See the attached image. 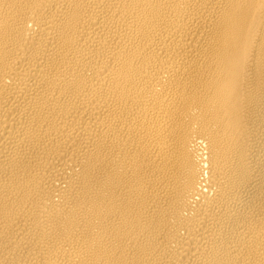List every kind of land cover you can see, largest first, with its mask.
<instances>
[{
    "label": "bare ground",
    "instance_id": "obj_1",
    "mask_svg": "<svg viewBox=\"0 0 264 264\" xmlns=\"http://www.w3.org/2000/svg\"><path fill=\"white\" fill-rule=\"evenodd\" d=\"M0 264H264V0H0Z\"/></svg>",
    "mask_w": 264,
    "mask_h": 264
}]
</instances>
